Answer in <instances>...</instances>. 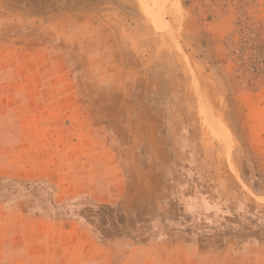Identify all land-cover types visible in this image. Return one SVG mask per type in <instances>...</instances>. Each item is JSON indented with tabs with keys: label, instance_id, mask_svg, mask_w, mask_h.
I'll list each match as a JSON object with an SVG mask.
<instances>
[{
	"label": "rangeland",
	"instance_id": "rangeland-1",
	"mask_svg": "<svg viewBox=\"0 0 264 264\" xmlns=\"http://www.w3.org/2000/svg\"><path fill=\"white\" fill-rule=\"evenodd\" d=\"M0 264H264V0H0Z\"/></svg>",
	"mask_w": 264,
	"mask_h": 264
}]
</instances>
